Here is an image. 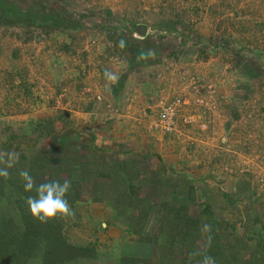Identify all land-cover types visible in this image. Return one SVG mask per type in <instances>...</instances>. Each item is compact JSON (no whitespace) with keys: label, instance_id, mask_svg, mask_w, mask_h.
<instances>
[{"label":"rangeland","instance_id":"rangeland-1","mask_svg":"<svg viewBox=\"0 0 264 264\" xmlns=\"http://www.w3.org/2000/svg\"><path fill=\"white\" fill-rule=\"evenodd\" d=\"M0 151V264H264V0H0ZM23 169L84 258L33 259Z\"/></svg>","mask_w":264,"mask_h":264},{"label":"clouds","instance_id":"clouds-1","mask_svg":"<svg viewBox=\"0 0 264 264\" xmlns=\"http://www.w3.org/2000/svg\"><path fill=\"white\" fill-rule=\"evenodd\" d=\"M120 46H124V42H120ZM105 80L108 83H116L118 77L108 71L104 72ZM19 160V154L15 151L3 152L0 151V177L5 180L10 178L8 169L14 167ZM19 177L24 181V189L26 192L33 190L35 183L34 178L27 169L19 171ZM71 189V182L65 179L61 184L59 181H49L35 186V196H29L26 198V206L28 207L31 215L36 218L40 223H47L50 219L60 215L62 217H74L75 213L70 207L66 197V194ZM202 233L206 235L207 242L210 245L212 242V226L210 224H204ZM194 255H200L199 252ZM200 264H216L215 258L209 255H204Z\"/></svg>","mask_w":264,"mask_h":264},{"label":"trees","instance_id":"trees-1","mask_svg":"<svg viewBox=\"0 0 264 264\" xmlns=\"http://www.w3.org/2000/svg\"><path fill=\"white\" fill-rule=\"evenodd\" d=\"M35 223L34 219H31V221L29 223H27L25 226H23L22 229V225L21 228L19 230L22 240L28 242V238L34 237L36 235V237H40L41 238L38 240V242L41 244L43 242V246L44 247H50V249L45 250L46 252H44V254L40 257H37L33 259L36 261H42L45 259H43V257L45 256V254L47 256H54L56 257V259L58 260V262H60L61 259L63 260H73V259H78V258H84L85 256L83 255L84 252H86V250H88V246L86 247H73L71 245H69L65 239L61 236L60 231H58L56 233L55 229L58 226L57 224H55L54 222H50V224L46 223L43 225H39V229L36 230V232L32 231L33 228H31L32 224ZM32 231V232H30ZM45 236H42L44 235ZM37 244V241H35V245ZM52 244V245H51ZM56 250V251H54ZM208 252V254H207ZM204 255H209L211 256V252L207 251ZM94 253V250H93ZM210 253V254H209ZM213 253V252H212ZM204 255L201 256H197L196 259L198 258L200 261L203 259ZM35 261V263H36ZM66 262V261H65Z\"/></svg>","mask_w":264,"mask_h":264},{"label":"built area","instance_id":"built-area-1","mask_svg":"<svg viewBox=\"0 0 264 264\" xmlns=\"http://www.w3.org/2000/svg\"><path fill=\"white\" fill-rule=\"evenodd\" d=\"M179 99H174L171 102L162 106L160 114H159V121L162 124V127L165 130H169L170 127L173 125V121L175 120V116L177 113L178 108L181 106ZM186 118L183 119V122H186Z\"/></svg>","mask_w":264,"mask_h":264}]
</instances>
